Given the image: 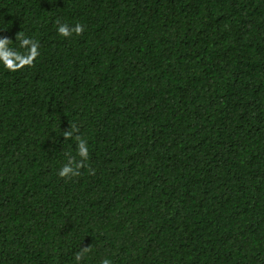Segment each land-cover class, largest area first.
I'll return each mask as SVG.
<instances>
[{
	"label": "trees",
	"instance_id": "1",
	"mask_svg": "<svg viewBox=\"0 0 264 264\" xmlns=\"http://www.w3.org/2000/svg\"><path fill=\"white\" fill-rule=\"evenodd\" d=\"M20 32L40 55L0 64V264H264V0H0ZM77 134L95 174L65 180Z\"/></svg>",
	"mask_w": 264,
	"mask_h": 264
},
{
	"label": "clouds",
	"instance_id": "2",
	"mask_svg": "<svg viewBox=\"0 0 264 264\" xmlns=\"http://www.w3.org/2000/svg\"><path fill=\"white\" fill-rule=\"evenodd\" d=\"M56 25L57 33L65 38L71 37L73 34L80 36L84 32V25L79 22L75 23L73 26H69L67 23H62L59 18H57ZM15 39L19 41V47L21 49H26V51L21 52L10 47L12 39L0 37V64L9 72H16L25 67H33L36 58L40 55L39 43L34 38L26 37L23 32H20L16 34ZM73 133H79V128L75 123L70 126V130H66L63 133V138L71 139L73 138ZM75 139L77 141V155L81 159L77 160L76 157L65 153V155L68 156L67 163L63 164L57 172V175L65 180L80 176V169L85 167L88 168L90 175L95 174V169L86 164L89 160L87 141L78 134L75 136ZM91 251V246H83L81 250L75 254V260L79 262L84 258L85 254ZM101 264H112V262L110 259L105 258L101 261Z\"/></svg>",
	"mask_w": 264,
	"mask_h": 264
}]
</instances>
